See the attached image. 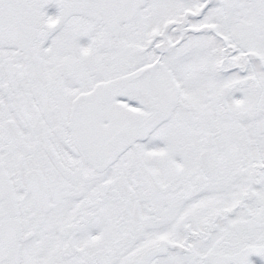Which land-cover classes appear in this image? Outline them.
<instances>
[{
  "label": "snow or ice",
  "instance_id": "6c2138e0",
  "mask_svg": "<svg viewBox=\"0 0 264 264\" xmlns=\"http://www.w3.org/2000/svg\"><path fill=\"white\" fill-rule=\"evenodd\" d=\"M0 264H264V0H0Z\"/></svg>",
  "mask_w": 264,
  "mask_h": 264
}]
</instances>
